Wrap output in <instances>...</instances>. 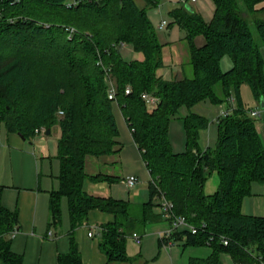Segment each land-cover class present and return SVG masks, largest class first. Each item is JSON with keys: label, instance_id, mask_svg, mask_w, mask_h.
<instances>
[{"label": "trees", "instance_id": "obj_1", "mask_svg": "<svg viewBox=\"0 0 264 264\" xmlns=\"http://www.w3.org/2000/svg\"><path fill=\"white\" fill-rule=\"evenodd\" d=\"M212 1L215 11L209 23L185 6L169 11L185 32L190 72L164 80L159 74L163 45L147 16L158 0H143V8L134 0H0V123L29 142L39 127L59 129V188L49 193V215L52 224H60L65 201L70 231L69 251L58 255L57 264H84L76 231L94 210L114 219L98 233V249L107 262H132L127 240L133 234L142 238L140 229L145 231L154 216L153 198L161 195L173 204L176 215L197 229L196 234L177 230L173 243L185 236L183 246L213 249L206 259L191 258L189 264H222L221 253L229 254L233 264H264V216L241 211L251 184L264 182V146L256 119L239 101L227 116L217 117L216 147L202 150L199 134L208 121L191 111L206 99L226 102L232 92L239 98L242 84L256 100H264V18L253 22L258 43L247 19L264 0ZM198 35L204 38L200 47L194 44ZM120 43L138 58L125 61ZM225 55L232 67L223 72L220 59ZM106 72L115 85L113 101L107 97ZM144 93L157 99L152 109L141 98ZM114 101L149 173L147 204L92 195L83 188L86 181H119L103 168L95 174L86 171L89 158L109 160L122 150ZM181 107L188 111L183 118L186 150L175 153L168 126ZM213 173L217 189L205 194L204 185ZM17 223V214L0 204V264H22V257L11 250ZM159 243L166 242L159 238Z\"/></svg>", "mask_w": 264, "mask_h": 264}, {"label": "crops", "instance_id": "obj_2", "mask_svg": "<svg viewBox=\"0 0 264 264\" xmlns=\"http://www.w3.org/2000/svg\"><path fill=\"white\" fill-rule=\"evenodd\" d=\"M195 2L196 0L185 5ZM179 6L182 5L179 4ZM261 8H264V1L256 6L258 10L254 14L256 19L264 18V10H260ZM249 17L252 16H247V19ZM262 56L264 59V48H262ZM180 69L182 68L180 67ZM161 77L163 78V76ZM173 78L180 79L176 76ZM257 133L264 146V127L262 126ZM29 146H31L29 141L22 139L18 134L8 133L4 124L0 123V204L17 214L18 231L11 240V250L22 257V264H57L58 255L66 254L69 251L70 225L65 221V217L63 218V211L60 224L51 223L49 193L56 190L58 182L54 181L42 158H39ZM100 162L97 161V166L95 165L90 173L95 174L102 171L103 164ZM108 174L117 176L113 172H108ZM113 184L86 181L83 188L88 194L113 197L111 192ZM250 191L251 195L242 202V213L248 216H264V182L261 184L252 183ZM62 204L65 206L66 203L62 202ZM133 205L139 206L140 204ZM153 218L156 222L158 220L165 221L161 215L159 219L154 216ZM113 220V216L94 210L89 212L87 224L77 229L76 241L84 264H189L191 258L206 259L213 253L210 245L183 246L186 240L185 236H182L173 245L174 247L165 249L159 243V235L157 237L151 234L143 237L147 234L145 230L141 234V242L138 243L140 244L138 254L136 258H132V262L109 263L98 249L99 232L96 231L97 235L92 238L87 237V232L91 227L101 228L102 225ZM167 227L168 223L166 222L164 227L159 228V233L165 231ZM135 253L136 251H130V255ZM219 257L222 264L227 263L223 253Z\"/></svg>", "mask_w": 264, "mask_h": 264}, {"label": "rangeland", "instance_id": "obj_3", "mask_svg": "<svg viewBox=\"0 0 264 264\" xmlns=\"http://www.w3.org/2000/svg\"><path fill=\"white\" fill-rule=\"evenodd\" d=\"M136 5L139 8H143V0H134ZM179 6V0H158V5L155 8L147 10V16L150 22L153 25L157 39L161 45H163L162 50V61L163 68L160 70L159 74L163 76L164 80H171L173 77H183L185 74L190 72V67L188 65V50L185 41V32L180 29L169 16V11L172 7ZM186 7V5H184ZM191 10L197 12L203 19L205 23H209L214 15L215 5L212 0H196L195 3L187 5ZM252 17L248 18V21L251 23V30L254 36L255 41L258 43L259 38L255 31L253 25V20L256 19L254 14L250 15ZM260 18V16H257ZM162 20L167 22V25L163 31L158 30V25ZM182 40V41H181ZM194 44L197 47H200L204 44V38L201 35H198L194 38ZM132 54V55H131ZM120 55L124 60H133L138 58L134 55L130 46H124L120 48ZM129 58V59H128ZM183 68H182V64ZM180 67L182 69H180ZM229 67H232V62L229 56L225 55L220 59V68L221 70L227 71ZM220 86H215V92L219 93ZM239 98L235 92L231 93V97L226 102L213 103L209 99H206L192 108L194 114L199 115L208 121V127L206 130H203L199 134V146L202 150L206 148H215L218 142V133H217V122L216 119L218 116L222 115L223 112L230 109H235L238 107V102L241 101L246 110L255 109L260 111L261 117L256 118V128L260 131L262 126L264 127V110L260 109L259 101L253 97V94L246 84H242L239 87ZM148 109H152L150 105H147ZM232 108V109H231ZM112 113L115 118L116 126L118 129V141L122 145V150L118 155H113V163L109 165L108 158L105 159V163H101L102 159L99 160L96 158H89L88 164L86 166V171L90 173V170H93L95 165L97 166V161H101L103 164V172H113V174L119 177V181L114 183L111 188L113 197L116 199L128 200L133 204H147L150 202L151 197L147 190V184L150 180L149 173L139 155L137 148L133 145L131 138L130 130L123 119L119 106L114 101L112 103ZM188 114V111L185 107H181L178 115L171 117L168 126V139L170 142L171 150L175 153L184 152L186 150V133L183 124V118ZM257 131V132H258ZM59 137V129L53 127L49 135L45 133L35 136L31 141V149H33L37 156L42 158L43 162L49 169L50 175H52L54 181L58 184L56 190L59 188V174H60V163L57 159V140ZM121 158V161H120ZM90 162V164H89ZM107 165H104L106 164ZM134 176L137 179V183L134 188L129 189L124 180L127 177ZM218 186V177L213 173L207 180L204 185L205 194H212L216 191ZM107 194H109L107 192ZM65 201H63L64 203ZM161 199L158 196H155L152 201V214L155 218L159 219L162 214L161 208ZM66 208V209H65ZM63 218L69 223V216L66 204H62ZM166 221L158 222L154 221V218L150 220L145 225L147 237L151 234H154L158 237L159 228L165 226ZM140 231L144 232V229L141 228ZM142 239V238H141ZM141 242V241H140ZM140 244H138L133 238L127 240L126 252L128 257L136 258L138 254V249ZM163 247V246H161ZM174 247V246H173ZM176 247V246H175ZM164 248V247H163ZM167 249V248H165ZM131 252L136 253L130 255ZM129 253V254H128ZM227 260L226 264H233L231 257L228 254L223 253ZM228 257V258H227ZM224 263V260H223ZM262 264V263H260Z\"/></svg>", "mask_w": 264, "mask_h": 264}, {"label": "built area", "instance_id": "obj_4", "mask_svg": "<svg viewBox=\"0 0 264 264\" xmlns=\"http://www.w3.org/2000/svg\"><path fill=\"white\" fill-rule=\"evenodd\" d=\"M194 1L195 0H179V4L184 6L185 4H187L189 2H194ZM166 25H167L166 21H161L157 28H158V30H164ZM118 46H119V48H122L126 45L124 43H120ZM105 80H106L107 85H108L107 97L109 100L113 101L115 99V85H114V81L111 79V77L109 76V74L107 72L105 75ZM128 93H129V89H126L125 94H128ZM141 98L143 100H145L147 105H150L151 108L155 107L157 104V99L154 96L152 97L151 95H149L147 93L142 94ZM229 112H230V109L223 112L222 115H220V116L225 117L228 115ZM248 113H249L250 117H252L254 119L261 117L260 111H257L254 109L248 111ZM45 131H46L45 127H39V128L34 130V134H35V136H38L40 134L45 133ZM124 183L126 184V186L129 189H132L135 187V185L137 183V179L134 176H130L124 180ZM160 199H161L160 208L162 211L161 216L168 223V227L165 231L160 232L158 235H159V238H161L162 240H164L166 242V243H164L163 247L169 249L171 246L174 245L172 236L174 234H176L177 230L186 229V230L190 231L191 234H196L197 229L194 226H192L191 224H189L183 216H178L174 213L173 204L170 201L165 199L162 195L160 196ZM96 231L100 232L101 229L96 228V227H91V229H89L87 232V237L88 238L94 237L95 235H97ZM16 233H17V231L13 230L11 232V238L15 237ZM131 237L137 243L140 242L141 238L138 234H133ZM223 243H224V245H227L226 240H224Z\"/></svg>", "mask_w": 264, "mask_h": 264}, {"label": "water", "instance_id": "obj_5", "mask_svg": "<svg viewBox=\"0 0 264 264\" xmlns=\"http://www.w3.org/2000/svg\"><path fill=\"white\" fill-rule=\"evenodd\" d=\"M186 8L187 9H190L188 6H186ZM259 105H260V109L261 110H264V100H263V98H260V100H259ZM45 134L46 135H49L50 134V130L49 129H47L46 131H45ZM19 135V134H18ZM20 136V135H19ZM21 138H22V136H20ZM22 139H24V138H22Z\"/></svg>", "mask_w": 264, "mask_h": 264}]
</instances>
